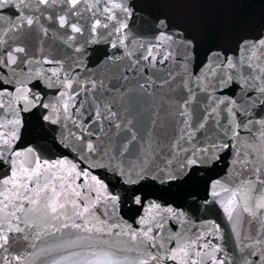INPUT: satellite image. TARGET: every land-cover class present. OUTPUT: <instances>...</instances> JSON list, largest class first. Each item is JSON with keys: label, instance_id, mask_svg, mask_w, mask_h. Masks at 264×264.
<instances>
[{"label": "water", "instance_id": "obj_1", "mask_svg": "<svg viewBox=\"0 0 264 264\" xmlns=\"http://www.w3.org/2000/svg\"><path fill=\"white\" fill-rule=\"evenodd\" d=\"M0 264H264V0H0Z\"/></svg>", "mask_w": 264, "mask_h": 264}]
</instances>
